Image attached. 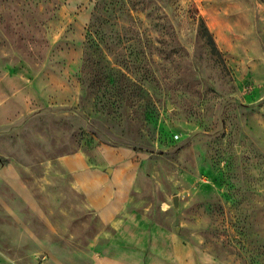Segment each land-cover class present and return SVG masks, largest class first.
Wrapping results in <instances>:
<instances>
[{"label":"rangeland","instance_id":"374dc122","mask_svg":"<svg viewBox=\"0 0 264 264\" xmlns=\"http://www.w3.org/2000/svg\"><path fill=\"white\" fill-rule=\"evenodd\" d=\"M129 214L264 264V0H0V251L122 264Z\"/></svg>","mask_w":264,"mask_h":264},{"label":"crops","instance_id":"0c3cea01","mask_svg":"<svg viewBox=\"0 0 264 264\" xmlns=\"http://www.w3.org/2000/svg\"><path fill=\"white\" fill-rule=\"evenodd\" d=\"M166 237L160 241V237ZM172 242H169V241ZM108 258L122 264H193L186 249L169 232L143 215L129 214L102 248ZM0 264H17L0 251ZM196 264H210L198 256Z\"/></svg>","mask_w":264,"mask_h":264},{"label":"trees","instance_id":"16d2710c","mask_svg":"<svg viewBox=\"0 0 264 264\" xmlns=\"http://www.w3.org/2000/svg\"><path fill=\"white\" fill-rule=\"evenodd\" d=\"M197 35L212 52L219 54L214 37L201 16L198 18Z\"/></svg>","mask_w":264,"mask_h":264},{"label":"water","instance_id":"95a60500","mask_svg":"<svg viewBox=\"0 0 264 264\" xmlns=\"http://www.w3.org/2000/svg\"><path fill=\"white\" fill-rule=\"evenodd\" d=\"M176 201H177V200H176V196H175V197H174V203H177Z\"/></svg>","mask_w":264,"mask_h":264}]
</instances>
